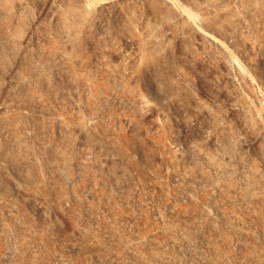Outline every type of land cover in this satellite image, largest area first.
<instances>
[{
  "label": "rangeland",
  "instance_id": "rangeland-1",
  "mask_svg": "<svg viewBox=\"0 0 264 264\" xmlns=\"http://www.w3.org/2000/svg\"><path fill=\"white\" fill-rule=\"evenodd\" d=\"M0 264H264V0H0Z\"/></svg>",
  "mask_w": 264,
  "mask_h": 264
}]
</instances>
